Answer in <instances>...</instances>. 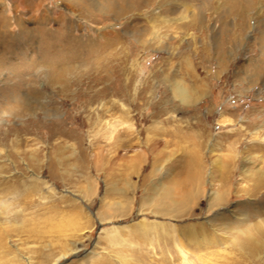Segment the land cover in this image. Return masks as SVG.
I'll return each mask as SVG.
<instances>
[{"label": "rangeland", "instance_id": "1", "mask_svg": "<svg viewBox=\"0 0 264 264\" xmlns=\"http://www.w3.org/2000/svg\"><path fill=\"white\" fill-rule=\"evenodd\" d=\"M263 174L264 0H0V264H264Z\"/></svg>", "mask_w": 264, "mask_h": 264}, {"label": "bare ground", "instance_id": "2", "mask_svg": "<svg viewBox=\"0 0 264 264\" xmlns=\"http://www.w3.org/2000/svg\"><path fill=\"white\" fill-rule=\"evenodd\" d=\"M170 90L174 98H176L180 103H187V102H193L196 99L195 96V91H189L186 88H184L180 82L173 81L172 85L170 86ZM264 175V174H263ZM259 185V184H258ZM257 186V185H256ZM217 194V193H216ZM216 196V195H215ZM214 196V197H215ZM219 198V197H218ZM216 200V198H215ZM151 203V200L148 202ZM161 207V206H160ZM155 214H160V215H168L177 212V209H166V208H161V209H154ZM176 231V230H175ZM113 238V237H112ZM93 256L95 254L91 253ZM54 264V263H53Z\"/></svg>", "mask_w": 264, "mask_h": 264}]
</instances>
